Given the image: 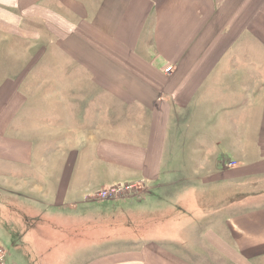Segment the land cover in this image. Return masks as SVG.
Returning a JSON list of instances; mask_svg holds the SVG:
<instances>
[{"label":"crops","instance_id":"0c3cea01","mask_svg":"<svg viewBox=\"0 0 264 264\" xmlns=\"http://www.w3.org/2000/svg\"><path fill=\"white\" fill-rule=\"evenodd\" d=\"M9 41L27 48L7 53ZM0 64V165L10 162L12 174L0 173V182L8 181L0 191L8 187L14 202L34 209L35 221L55 217L56 209L81 233H96L97 201L89 194L119 182H155L166 159L190 154L219 168L201 188L204 244L232 264H264L260 0H0ZM41 93L59 102L69 148L41 153L38 137L23 132L26 119L33 122L25 111ZM41 155L56 161L36 168ZM225 159L236 161L221 166ZM22 166L28 175L21 178ZM186 198L179 196L192 206ZM189 245L178 251L152 239L111 252L104 264H197L183 257ZM65 252L56 264L78 255ZM85 260L75 264H100L98 255Z\"/></svg>","mask_w":264,"mask_h":264},{"label":"rangeland","instance_id":"374dc122","mask_svg":"<svg viewBox=\"0 0 264 264\" xmlns=\"http://www.w3.org/2000/svg\"><path fill=\"white\" fill-rule=\"evenodd\" d=\"M263 8L264 0H260V10ZM26 48L23 43L20 45L18 43L16 47H13V43L9 41L8 46L4 49L7 53H11L12 49L22 53ZM238 50L242 51L241 47ZM3 65L6 64H0V66ZM16 65H20L19 62ZM26 65L27 63H21V67ZM38 81L39 84L43 82L42 79ZM25 86H27L26 82ZM256 96L255 94V98ZM2 97L5 100L11 98L7 95H2ZM58 103L53 100L46 102L45 95L41 93L36 96L33 105L35 108L25 111V117L29 116L28 118L33 122L29 126L26 119V127L22 128L23 132H32L38 137L37 144L40 146L38 148L41 153L69 148L63 145L65 128L59 117L61 111ZM50 107L53 109L52 115H50ZM252 113L256 115L257 112L252 111L251 114L244 112L241 116H249ZM236 121L239 122V119ZM87 129L80 139L83 136L86 137V133L92 128L87 127ZM47 134L48 138L52 137L54 140L44 142L43 139L47 138ZM73 143L75 147L82 145L81 141ZM191 145L197 147L193 143ZM169 156L171 155L169 154ZM41 157L43 155L38 159L36 168L52 166L56 161ZM171 157L166 159L164 171L166 173L157 181L135 180L112 184V186L124 188L117 189L120 191L118 194L109 195L107 198L98 197L95 200L97 202L93 204V214H96L98 219L93 226L97 234L93 231L81 233V229H77L74 224L76 220L67 218L68 216L65 217V213L56 209H54L55 217L44 214L40 220L35 221L32 217L37 216V212L34 209H31L29 213L24 210L16 201L12 200V192L7 190L8 187H5L4 192L0 191V249L4 250L6 264H56V258L60 257L59 254L67 258L68 253L65 251L74 252L76 249L78 255L75 254L71 263L66 262V264H75L83 257L86 260H91L92 257L95 259L96 255L99 256L100 264H104L107 262L108 254L109 257L112 256L111 252H118L125 246L127 248L132 244L139 245L152 239L164 246L174 247L178 251H188V246L191 244L192 253L183 254V257L197 264H232L233 262L227 256L212 251L216 248H208L202 237L205 225L201 223L204 218L207 220V205L205 206L207 191L201 190V188L204 177L206 178L207 174L219 168L215 166L212 159L191 157L190 154L183 155L179 159ZM235 161L232 159L222 160L221 166L234 164ZM7 163L9 165L5 163L0 165V173H7L4 178L10 179L12 176L11 169H9L10 162ZM27 170L26 166H22V174L19 177L28 175ZM39 177L43 181L42 175ZM2 181L8 182L4 179ZM5 183L0 182V186H6L3 185ZM105 187L110 188L109 186ZM105 187L101 188L107 189ZM129 187L132 188L127 189ZM101 188L94 193L104 190ZM195 188L198 189L195 190ZM180 194H184L185 199H188L186 197L190 194L193 205H183L179 199ZM77 201L78 199L75 200V204L79 203ZM40 211L48 213L50 210L41 208ZM189 233H192L191 241L187 237ZM26 234L29 235L28 238ZM208 236H211V233ZM82 241L87 244L83 245ZM204 247H207V251L211 253L207 252L206 255ZM32 250L36 252L31 256L35 261L30 263V258L27 256L32 254Z\"/></svg>","mask_w":264,"mask_h":264},{"label":"built area","instance_id":"2783aa9c","mask_svg":"<svg viewBox=\"0 0 264 264\" xmlns=\"http://www.w3.org/2000/svg\"><path fill=\"white\" fill-rule=\"evenodd\" d=\"M171 67H167L166 68V71L167 72H170L171 71ZM122 188L124 187H120V186H112L110 188H107V189H104V190H101V191H98L96 193H93V194H89L87 197H89L90 199H97L98 197H104V198H107V196L109 195H115V194H118V192L120 191H117V189L119 190H122ZM132 187H129L127 189H130ZM0 264H6V261L4 260V250L3 249H0Z\"/></svg>","mask_w":264,"mask_h":264}]
</instances>
